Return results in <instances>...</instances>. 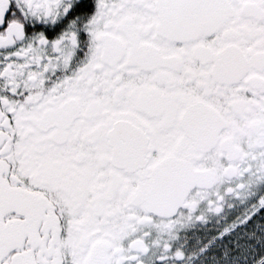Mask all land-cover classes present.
Segmentation results:
<instances>
[{"label": "snow or ice", "instance_id": "6c2138e0", "mask_svg": "<svg viewBox=\"0 0 264 264\" xmlns=\"http://www.w3.org/2000/svg\"><path fill=\"white\" fill-rule=\"evenodd\" d=\"M0 264H264V0H0Z\"/></svg>", "mask_w": 264, "mask_h": 264}]
</instances>
